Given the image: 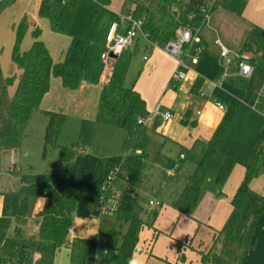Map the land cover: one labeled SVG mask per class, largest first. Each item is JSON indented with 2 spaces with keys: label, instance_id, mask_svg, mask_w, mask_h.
<instances>
[{
  "label": "crops",
  "instance_id": "0c3cea01",
  "mask_svg": "<svg viewBox=\"0 0 264 264\" xmlns=\"http://www.w3.org/2000/svg\"><path fill=\"white\" fill-rule=\"evenodd\" d=\"M230 1H233L234 9L228 7ZM38 2L35 12H39L43 0ZM135 7L136 3H126L125 0L121 4L111 2L104 8L101 16L102 20H107L103 30L107 31L109 35L113 25L119 22V14L123 11L135 10ZM38 12L31 16L30 9L26 8L21 14V20L25 16H30L36 26L42 30L41 39L47 44L55 61L70 62L66 56V51L69 48L58 51L57 45L50 42V39L45 36V32L39 26L43 18L38 17ZM215 12L217 29L211 23L207 26L208 29L214 30L217 35L220 33L224 39L223 24L243 30V42H238L240 50L244 47L243 43H245L248 32L254 26L264 28V0H224L221 7ZM56 18L59 21L63 19L61 12L56 15ZM12 27L16 40L15 23ZM119 27L123 30L124 24H120ZM33 28H30L25 35L21 46L22 50L27 49L25 45L26 47L31 46L34 40L32 37ZM201 40L206 49L199 56L197 62L192 56L187 57L190 70L188 79L185 81L177 82L174 79L176 61L173 57L163 49L156 47L151 41L138 37L113 61V64H118L120 67L124 64V73L120 75L112 67L107 75L104 70L95 78V73L92 72V79L90 74V80L75 90L63 86L60 78L53 77L49 92L52 91L44 96L41 103L43 110L62 111L66 114V121L62 129L65 131L71 128L73 119H78V124L85 121L90 124L98 122L96 114L103 85L113 83L122 87H134L146 101L148 111L149 109L154 111L153 115L158 118V121L155 122L159 123L157 133L165 136L162 147L166 146L171 153L174 152V155L171 156L177 158L176 160L190 161L185 174L174 177L175 179L169 184L172 188V196L175 197L173 201L169 199L170 206L162 208L164 200L157 198L163 203L161 208L153 209L149 206L147 212H150L145 217L138 216L144 223L139 232V241L132 261L142 257L146 264H202L201 253L210 250L216 232L224 226L232 211L233 197L245 176V165L254 149L243 161L235 162L233 158V170L220 191L214 184L216 176L209 179L208 183L204 178L200 189H194L189 185V177L202 162L205 152L207 150L216 151L211 147V144L228 110L227 107L231 106L230 102L226 101L228 96H247L255 82L254 77L257 70L264 73L263 52H255L256 47L254 46L253 59H251L254 67L252 77L241 78L237 75L235 68H232L231 74L219 86L218 80L221 74L219 51L207 52V41L203 34ZM105 41L103 45H105ZM236 46L234 47L237 48ZM12 64L11 74L15 71L13 61ZM239 79L250 82L249 88L243 90L238 82ZM15 84L11 88L15 89ZM217 103L223 104L225 109L220 110ZM158 107L169 111L173 115L172 118L164 120L162 115L158 114ZM198 111L201 113L199 114ZM149 112L152 114L151 111ZM71 115L73 117L70 123ZM147 126L149 128V121ZM183 152H189L190 156L184 155L181 158ZM220 166L217 168V172ZM174 172L175 170H172V174H170L173 176ZM204 173H206L205 170ZM10 175L14 176L8 168L0 171V250L4 240L13 234L17 226L21 227L25 237H37L39 235V220L51 201L46 196H31L25 210L26 222L19 223L18 215L24 206L22 198L18 194L20 178ZM262 176L261 174L254 179L252 187L264 195V186L260 183ZM11 178H14V183ZM141 181H143V176ZM139 189L140 186L137 192ZM182 196L185 200L182 205H179ZM160 197L162 196L160 195ZM156 212L157 214L154 216ZM101 214L100 212L95 213L90 219L75 215L73 219L74 232L69 234L68 242L57 250L53 261H49L42 254L35 252L29 263L99 264L98 237L103 236V216ZM254 239V246L247 253L243 264H264V217L258 219ZM185 242L188 245L184 246L185 244H183L182 246V243Z\"/></svg>",
  "mask_w": 264,
  "mask_h": 264
},
{
  "label": "trees",
  "instance_id": "16d2710c",
  "mask_svg": "<svg viewBox=\"0 0 264 264\" xmlns=\"http://www.w3.org/2000/svg\"><path fill=\"white\" fill-rule=\"evenodd\" d=\"M50 0H43V13ZM61 18H69L71 4L68 0ZM112 0H94L92 19L95 25L101 19L103 10ZM130 2V0H128ZM135 17L145 15L144 30L150 40L168 42L176 37L180 26L203 27L204 18L200 6L204 0H135ZM178 10L173 12L172 6ZM194 16L193 18H190ZM33 42L22 50V42L30 28ZM42 30L36 26L30 16H25L16 28V40L12 52L15 71L6 78L3 92L14 86L15 92L2 117L0 127V151L21 148L26 136V129L41 111L44 96L51 88V79L60 78L63 86L78 89L90 80V73L84 66L68 61H55L47 44L41 39ZM262 51L264 55V28L254 26L247 34L242 50ZM71 55L69 49L66 56ZM1 72V61H0ZM236 100L227 110L224 118L232 119L235 115ZM47 116L45 130V151L49 147L60 149L61 168L54 174H21L17 164H12L9 172L20 176L18 194L23 201V209L18 215V222H26L25 210L31 196H46L51 199L39 220V235L25 237L20 226L7 237L0 250V264H25L31 262L33 253L37 252L53 261L57 250L68 242L70 228L78 206V197L67 192L74 161L79 155L77 144L60 146L59 136L66 121L62 111L44 110ZM150 112L146 101L134 87H122L113 83L103 85L98 100L96 120L106 125H115L127 130L122 153L101 158L94 164L95 177L93 186L100 188L110 170L120 167L130 173V178L121 198V208L115 225L103 236L98 237L99 264H130L139 241V232L144 221L135 216L133 207L137 201V190L146 167L147 146L149 142L147 124H139L141 117L148 118ZM140 151V152H139ZM213 154L206 151L202 162L189 177V185L200 189L203 184L204 162ZM234 167V160L228 154L220 166L214 184L218 191L222 189ZM245 176L232 200V211L224 226L216 232L214 242L208 252L201 253L202 264H243L249 250L254 246V231L260 217H264V195L252 187L254 179L264 173V144L259 142L246 162ZM83 185L77 188L78 195H83ZM157 212L154 214L156 216ZM104 238V239H103ZM181 244V243H180ZM106 251V253H104Z\"/></svg>",
  "mask_w": 264,
  "mask_h": 264
},
{
  "label": "rangeland",
  "instance_id": "374dc122",
  "mask_svg": "<svg viewBox=\"0 0 264 264\" xmlns=\"http://www.w3.org/2000/svg\"><path fill=\"white\" fill-rule=\"evenodd\" d=\"M38 1L0 0V127L2 117L15 92V89L11 87L7 89L6 93L3 92L6 78L11 74L13 66L12 52L15 32L12 26L15 23V28H17L21 20V14L26 8L30 9L31 16L36 14L38 12H35L36 6L39 3ZM111 2L121 4L123 0H112ZM125 2L127 3L128 0H125ZM132 2L133 0H130L128 3ZM68 3V0H50L43 13L41 12L42 3L38 17L43 18V20L39 26L45 32V36L50 39V42L57 45L58 51L67 50L68 48L71 50V55L68 57L70 62L79 63L81 66L86 67L91 74V79L92 72L93 74L95 73L96 78L105 70L103 54L108 46V32L103 30V28L107 20L100 19L98 24L95 25L91 16L93 0H76L71 4L69 18L59 21L56 15L62 12ZM228 7L230 9L235 8L233 1H230ZM215 17L216 12L214 11L210 23L217 29ZM58 22L59 25H57ZM223 33L226 40L220 33L217 35L214 30L208 29L207 25L202 28L201 35L203 34L207 41V52H220L216 44L217 39H220L229 49L240 50L238 42H243L242 36L244 31L237 27H229L223 24ZM104 40H106L105 45H103ZM25 48L28 49L29 47L25 45ZM112 67L120 75L125 72L124 64L120 67L118 64L112 63ZM19 73L17 69L15 71L17 77ZM254 79L255 82L247 96H228L226 100L230 104L235 101L234 99L237 100L235 115L230 120L225 118L222 120L211 144V147L216 151H213V154L204 162L205 181L207 183L209 179L216 176L217 168L222 165L228 154L234 158L235 162L243 161L259 142L264 144V89L261 88L264 87V73L257 70ZM238 82H240L243 90L248 89L250 86V82L246 80L239 79ZM247 82L248 85H246ZM257 99H259V104H256ZM254 104L255 107H252ZM43 111L42 109L36 113L30 121L21 148L11 151H0V171L7 168L8 170L10 169L12 164L8 162V154H12L21 160V163L17 164V168L21 174H54L59 172L61 168L59 162L60 149L58 147H49L45 151L44 136L47 126V116ZM149 111L152 114H150L147 132L149 142L147 146L146 167L143 171V181L139 183L138 198L133 207L135 215L144 217L150 212H147L150 199L162 198L164 200L162 208L170 206L169 199L173 201L175 197L172 196V188L169 184L175 179L174 177H180L185 174L187 164H190L188 160H176L177 158L171 156L174 155V152L171 153L170 149L166 146L162 147L165 136L163 137L157 133L159 123L155 122L158 121V118L153 115L154 111L150 109ZM72 117V115L69 117L70 123ZM78 123V119L72 120L71 128L61 132L58 144H77L79 146V155L74 161L72 176L67 185V192L72 196L78 197L75 215L90 219L95 213L101 211L99 191L92 184L95 177L94 164L102 157H111L122 153L123 141L127 136V130L119 126H108L99 124L98 122H94L93 124L86 121L81 124ZM25 150L30 153L27 159L22 155ZM183 154L190 156L189 152H183ZM172 170H175L173 173L175 175L173 176L171 175ZM13 175L10 176L20 178L18 174ZM262 175L260 183L264 186V173ZM14 178H11L13 183ZM80 185H83L85 189L83 195H78L77 193V188ZM184 200V196H182L179 205H182ZM101 215L103 216L102 230L104 236L115 225L117 215L110 212H103ZM183 244H185L184 246L188 245L187 242L182 243V246Z\"/></svg>",
  "mask_w": 264,
  "mask_h": 264
},
{
  "label": "built area",
  "instance_id": "2783aa9c",
  "mask_svg": "<svg viewBox=\"0 0 264 264\" xmlns=\"http://www.w3.org/2000/svg\"><path fill=\"white\" fill-rule=\"evenodd\" d=\"M134 1V0H133ZM224 0H204V3L200 6V14L203 15L205 25L210 24V19L214 11L221 7ZM178 8L174 4L172 11H177ZM191 16L190 18H193ZM145 15L141 17L134 16V9L123 11L119 14V22L115 23L108 35V46L103 55V61L105 62V73H109V69H112V63L114 59L121 54L126 48H128L138 37H143L147 41H151L156 47L163 49L167 54L173 57L176 61V69L174 72V79L177 82H182L188 79V72L190 65L187 62V57L192 56L197 62L199 56L205 51V46L201 40V27L192 26H180L176 30V37L168 42L152 41L149 39L148 34L144 30ZM124 24V29L121 30L119 25ZM218 45L219 60L221 66V74L218 80V85L221 86L222 81L231 74V69L235 68L238 76L244 79H249L254 73V67L251 62L253 59V52L244 50H232L226 47L220 39L216 40ZM217 107L220 110H224L225 106L221 103H217ZM158 114L162 115L164 120L172 118V114L169 111H164L158 107ZM200 114L201 111H198ZM149 118L141 117L139 124H147ZM140 152V151H139ZM184 154L181 155V158ZM130 178L128 171L122 170L120 167H115L109 171L104 178L99 191L101 211L118 214L121 208V198L125 191ZM109 201H117L118 208L115 212L111 210ZM163 205L159 199H150L149 206L153 209L161 208ZM74 232V227L70 228L69 234ZM105 238V236H103ZM103 238V239H104ZM99 247V244H98ZM106 253V251H104Z\"/></svg>",
  "mask_w": 264,
  "mask_h": 264
},
{
  "label": "clouds",
  "instance_id": "9594fccd",
  "mask_svg": "<svg viewBox=\"0 0 264 264\" xmlns=\"http://www.w3.org/2000/svg\"><path fill=\"white\" fill-rule=\"evenodd\" d=\"M213 83H215V82H213ZM261 88L264 89V87H261ZM258 91H257V93H258ZM257 97H258V95H257ZM256 104H259V99H257ZM252 107H255V104L252 105ZM22 155H23V157L25 159H27L29 157L30 153H29V151L25 150L22 153ZM8 162L10 164H19V163H21V160L17 156H15V155L8 154ZM109 205L111 206V210L113 212H115L117 210V208H118V202L117 201H109ZM131 264H146V261H145L144 258L138 257V258L134 259L131 262Z\"/></svg>",
  "mask_w": 264,
  "mask_h": 264
}]
</instances>
